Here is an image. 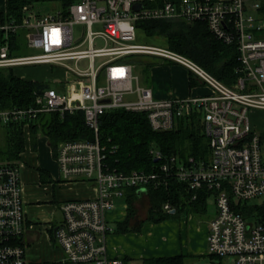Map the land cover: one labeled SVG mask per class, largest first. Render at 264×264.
I'll use <instances>...</instances> for the list:
<instances>
[{
    "label": "built area",
    "instance_id": "built-area-1",
    "mask_svg": "<svg viewBox=\"0 0 264 264\" xmlns=\"http://www.w3.org/2000/svg\"><path fill=\"white\" fill-rule=\"evenodd\" d=\"M29 8L20 23L0 29L6 39L23 31L25 45L36 53L12 55L6 40L0 48V68L46 65L59 71L36 91L35 106L1 109L4 126L24 121L29 140L30 122L41 113L81 110L93 141H66L55 159L63 182H85L96 195L61 202L62 220L51 227L69 264H126L108 251L113 231L109 213L128 209V192L145 196L149 187L167 186L171 178L190 190H207L216 206L209 224L208 252L231 257L235 264H264V224L250 222L238 206L264 198V154L260 133L250 119L264 110V16L262 0H74L67 7ZM204 22L210 34L238 51L239 78L233 87L212 76L199 63L168 47L137 43L141 21ZM148 37V36H147ZM102 41L105 47L96 48ZM136 55L159 57L185 67L211 93L186 98L157 99L135 74ZM87 60L88 66L79 63ZM145 112L154 131H168L179 118L199 110L209 142V157L186 160L152 153L159 165L151 172L130 173L106 166V147L100 141L99 119L110 110ZM24 161H0V264H31L25 235L28 218L22 173ZM139 194L140 191H142ZM197 194L193 197L196 199ZM167 212L175 209L167 203Z\"/></svg>",
    "mask_w": 264,
    "mask_h": 264
},
{
    "label": "trees",
    "instance_id": "trees-1",
    "mask_svg": "<svg viewBox=\"0 0 264 264\" xmlns=\"http://www.w3.org/2000/svg\"><path fill=\"white\" fill-rule=\"evenodd\" d=\"M5 11L0 9L1 25L20 23L26 11L36 4L60 3L67 7L74 0H4ZM261 14L264 16V0ZM139 28L148 37H163L166 46L179 54L185 55L199 63L206 71L218 80L233 87L239 78L238 51L234 45H226L215 39L204 22L187 23L184 21H141ZM23 31L10 33L6 39L5 31L0 29V48L6 42L10 43L12 55H18L24 45ZM142 61H135L140 64ZM144 73L149 65L143 63ZM15 68H0V107L1 109H27L35 106V92L50 88L51 84L21 77L15 73ZM190 85L197 84V78L190 73ZM145 112H131L125 109L110 110L99 119L100 141L106 147V166L110 169L130 173L134 170L151 172L157 168L155 150L163 156L176 155L183 160L194 156L197 160L209 157V142L203 130L202 116L199 110L189 117L179 118L175 127L168 131H154ZM24 121L5 126L6 159L23 161L26 151V133ZM31 138L35 140L38 133L45 135L56 156L61 142L95 139L94 132L87 126L84 113L77 110L74 113L59 112L41 113L30 124ZM264 145V134H261ZM33 141V140H32ZM35 148V145H34ZM3 160V159H2ZM7 161V160H6ZM197 194L196 199L193 197ZM211 193L207 190H190L185 182L171 178L167 186L149 187L145 196L140 197L134 190L128 192L126 201L129 203L127 216L119 222L115 232L124 233L139 230L132 225L139 219L137 203L146 201L147 221L162 222L171 216L192 209L197 214L208 211V200ZM171 204L175 213L163 209L165 204ZM245 218L255 217L257 222L264 224V202L261 205L244 203L238 206ZM140 224V223H139ZM188 256L175 255L169 257H153L143 259L142 264H186ZM123 262H126L124 259ZM31 264H58L55 261L31 262Z\"/></svg>",
    "mask_w": 264,
    "mask_h": 264
},
{
    "label": "crops",
    "instance_id": "crops-1",
    "mask_svg": "<svg viewBox=\"0 0 264 264\" xmlns=\"http://www.w3.org/2000/svg\"><path fill=\"white\" fill-rule=\"evenodd\" d=\"M175 70L176 72L183 71V69H179L178 67L175 68ZM190 73L191 72L188 71L186 76L187 79L185 78V73L181 79H176L180 85H178L174 80V83L171 82L169 86L164 88L159 87L158 85L144 86L150 88L154 97L157 99H169L175 97L186 98L210 94L211 89L198 79L196 85H190ZM39 137L40 133L37 134L35 140L31 137L29 140L27 139L26 151L23 154L25 168L23 169L24 179L22 182H24L26 212L28 218V231L24 238L28 248V258L30 262L55 261L58 264H69L66 262L64 263L63 251L57 243L56 247L52 248V251H45L44 249H42L43 251L39 250L41 248H39L38 243L42 232L40 230L42 227L46 226L44 225L45 222L49 221L48 227L46 226L45 228L49 232V241H55V238L53 237L54 232L53 230L51 231V227L57 225L58 222L60 223L62 217L60 221L55 223L51 222V220L54 219L52 215L54 212L52 211L51 218L49 220L46 219L48 217L47 211L45 212L42 210V207L40 206L41 204H39L40 202L34 200V198H32V194L37 190V182L43 184L48 179L49 183L52 184L56 182L61 188L58 205L67 200L94 197L96 195V191L91 185L81 181L73 183L63 182V180H61L62 182L53 181L50 173L46 169L40 167L38 163L37 165H34L32 160H29V158L30 156H35V151L39 148ZM48 146H50L49 141ZM27 155H29L28 158ZM26 164L29 167H26ZM28 168L29 170L31 168L33 169V171L30 170L32 172L30 173L31 176L28 175ZM57 168L59 170L58 164ZM139 203L140 202L136 204L137 209ZM127 212L128 209H124L120 206L118 210L113 211L108 215L109 225L113 229L108 237V251L111 257L121 258L123 260L125 259L126 264H131L132 261L142 262L143 259L153 257H169L175 255H185L191 257L193 255L209 254L207 238L209 233V224L213 217L208 220L206 226L202 227L198 226V221H196L193 215H189L188 218L180 219L178 221H162L163 223L161 222L159 224L152 225V223L145 224V221H147L146 213L145 216L143 214V216H140L139 219H135L132 222V225L138 227L139 230L124 233L115 232L117 224L125 219ZM111 222L114 224H110ZM54 245L55 244H53V246Z\"/></svg>",
    "mask_w": 264,
    "mask_h": 264
},
{
    "label": "rangeland",
    "instance_id": "rangeland-1",
    "mask_svg": "<svg viewBox=\"0 0 264 264\" xmlns=\"http://www.w3.org/2000/svg\"><path fill=\"white\" fill-rule=\"evenodd\" d=\"M42 7V10H48V11H53L55 9L60 8V3L57 2H52V3H43L40 5ZM0 9L2 11H5L6 9V4L4 0H0ZM261 37L264 38V31L260 34ZM137 43L139 44H143V45H150V46H157V47H167L166 46V41L163 37H147L145 34H143L142 32H138V40ZM105 47V44L102 41H97L96 42V48H102ZM36 53L33 49H30L25 45H23L21 52L18 55H32ZM134 59L136 60H140L142 61L140 64H138V67L135 71V74L140 76V83L142 85H148V86H159V87H166L169 86L172 83H174V80L176 81L181 79L184 76L185 73V78L187 79V74H188V70L185 69V67L183 68L180 65H177L175 63H171L169 61H165L159 57H154V56H149V55H136L134 57ZM150 64L148 71L144 73V65L143 63ZM79 66L81 68H86L88 66V61L84 60L82 62L79 63ZM181 68L183 69V71H179L176 72L175 68ZM15 73L21 77L27 78V79H32V80H38V81H43L48 82L52 77L55 76H60L61 74L59 73V71H55L52 70L49 66L46 65H38V66H26V67H17L15 68ZM153 73V75H152ZM176 83L178 85H180V83L178 81H176ZM250 119H251V123L254 127V129L261 134H264V110H252L249 114ZM6 127L0 122V161H6L8 159H6ZM39 148L37 149V151H35L36 154H34L35 156L29 158V160H32V163L34 165H38L44 169H46L49 173L51 178L53 179V181H61L62 179V175L59 174V170L57 168V162L54 158V154L53 149L48 146V139L45 135H43L42 133H40V137H39ZM30 154H32L31 152H29ZM263 154H264V146H263ZM29 155H27L28 158ZM3 159V160H2ZM25 164V162H24ZM28 165L26 164V167ZM29 167V166H28ZM25 168V167H24ZM31 171H33V169H30ZM28 168V175H30V173H32ZM22 177L24 179V174L22 173ZM49 180V179H48ZM48 180L45 181V183L40 184L39 182H37V187H36V191L33 192V196L32 198H34V200L39 201L41 204L40 206L42 207V210H44L45 212L47 211L48 213V217L46 219H50L51 218V212L53 211L54 214L53 217L54 219L51 220V222L55 223L57 221L61 220V213L60 210L58 209V200L60 199L59 195L60 194V190L61 188L59 187L58 183L54 182V183H49ZM62 182V181H61ZM264 202V198H258V199H254L252 201L249 202V204L252 205H261ZM147 207L148 204L147 202L141 201L138 205V212H139V217L140 216H144L146 215L147 212ZM216 214V206L214 203V199L213 197L209 198L208 200V211L207 213L204 214H197L195 213L192 209H189L187 211H184L183 213H179L177 215L171 216L170 218H168L167 220L163 221H173V220H180V219H184V218H188V216L193 215V217L196 219V221H198V226L202 227V226H206V223L208 222V220L212 217H214ZM256 218L255 217H251L249 218V221H255ZM49 222V221H48ZM45 222L44 225H46L48 227L49 223ZM50 222V224H51ZM162 222V223H163ZM47 223V224H46ZM59 223V222H58ZM159 224L161 222H151V221H145V224ZM110 224H114L113 222H111ZM46 226L42 227V229L40 231L41 232V237L39 240V249L40 251L42 249H44L45 251H52V248L56 247V241H49L48 237H49V232L46 228ZM53 240V238H52ZM53 244H55L53 246ZM43 251V250H42ZM234 260L231 257H219V256H215V255H210V254H204V255H193L191 257H188L186 259V264H235V262H233ZM131 264H142V262L140 261H132Z\"/></svg>",
    "mask_w": 264,
    "mask_h": 264
},
{
    "label": "water",
    "instance_id": "water-1",
    "mask_svg": "<svg viewBox=\"0 0 264 264\" xmlns=\"http://www.w3.org/2000/svg\"><path fill=\"white\" fill-rule=\"evenodd\" d=\"M156 161H157V160H156ZM141 192H143V190H142V191H140V192H139V194H141ZM172 213H175V210H173V211H172Z\"/></svg>",
    "mask_w": 264,
    "mask_h": 264
}]
</instances>
